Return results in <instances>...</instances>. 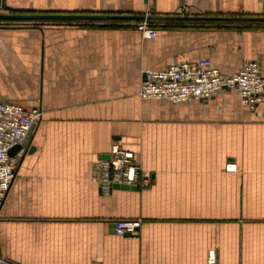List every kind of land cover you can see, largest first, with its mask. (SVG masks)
I'll return each instance as SVG.
<instances>
[{
    "label": "crops",
    "instance_id": "crops-1",
    "mask_svg": "<svg viewBox=\"0 0 264 264\" xmlns=\"http://www.w3.org/2000/svg\"><path fill=\"white\" fill-rule=\"evenodd\" d=\"M121 1L4 6L264 15V0ZM75 22L0 26V101L42 111L0 207L7 264H264V103L251 110L233 90L179 103L137 96L143 70L201 58L228 74L257 60L264 76V30L174 25L146 38L136 25ZM114 141L135 153L148 187L100 191L92 168ZM118 218L141 219L138 233L115 234Z\"/></svg>",
    "mask_w": 264,
    "mask_h": 264
},
{
    "label": "built area",
    "instance_id": "built-area-1",
    "mask_svg": "<svg viewBox=\"0 0 264 264\" xmlns=\"http://www.w3.org/2000/svg\"><path fill=\"white\" fill-rule=\"evenodd\" d=\"M136 27L143 37L151 38L156 34V29L146 20L139 21ZM223 90L235 91L241 103L251 110L264 103V76L259 61H244L229 74L215 67L208 58L182 61L162 70L145 69L137 96L142 100L163 99L179 103L189 99L208 100ZM41 115L38 107L27 109L0 101V207L16 175V160L8 152L28 136L31 125H35ZM107 156L96 160L92 168V178L104 195L111 192L114 184L136 188L149 186L150 179L141 174V166L132 150L114 141ZM141 223L139 218H118L112 222L113 232L136 235ZM0 264H7L1 253Z\"/></svg>",
    "mask_w": 264,
    "mask_h": 264
},
{
    "label": "water",
    "instance_id": "water-1",
    "mask_svg": "<svg viewBox=\"0 0 264 264\" xmlns=\"http://www.w3.org/2000/svg\"><path fill=\"white\" fill-rule=\"evenodd\" d=\"M153 9V8H151ZM106 20H177V21H203V22H230V23H252L264 22V15H175V14H102V13H12L0 12V23H33V22H53V21H106ZM5 26V25H0ZM35 125H31L28 136L19 144L14 145L8 152L14 156L21 148L27 144ZM104 156L103 158H107ZM114 188L137 189L135 186L114 184Z\"/></svg>",
    "mask_w": 264,
    "mask_h": 264
},
{
    "label": "trees",
    "instance_id": "trees-1",
    "mask_svg": "<svg viewBox=\"0 0 264 264\" xmlns=\"http://www.w3.org/2000/svg\"><path fill=\"white\" fill-rule=\"evenodd\" d=\"M12 12H21V11H12ZM236 15H248V14H236ZM46 22H33V23H13V22H3L0 25L5 26H15V25H43ZM76 24L85 25V26H110V27H123L137 25L138 22H133L129 20H106L101 22L94 21H76ZM134 23V24H133ZM148 25L154 29L166 28L169 26H209V27H238L245 29H254V30H264V22H252V23H230V22H203V21H177V20H148Z\"/></svg>",
    "mask_w": 264,
    "mask_h": 264
},
{
    "label": "rangeland",
    "instance_id": "rangeland-1",
    "mask_svg": "<svg viewBox=\"0 0 264 264\" xmlns=\"http://www.w3.org/2000/svg\"><path fill=\"white\" fill-rule=\"evenodd\" d=\"M123 3H124V2H122V1L120 0V4H119V6H120V7H123V6H124ZM0 10H1L2 12H7V10H6L5 6H4V0H0Z\"/></svg>",
    "mask_w": 264,
    "mask_h": 264
}]
</instances>
